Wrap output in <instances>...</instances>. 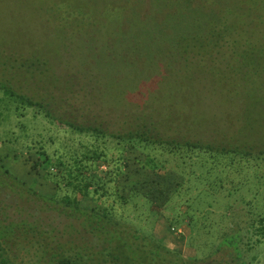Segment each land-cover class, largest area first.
<instances>
[{"label": "trees", "instance_id": "trees-1", "mask_svg": "<svg viewBox=\"0 0 264 264\" xmlns=\"http://www.w3.org/2000/svg\"><path fill=\"white\" fill-rule=\"evenodd\" d=\"M213 33L214 49L229 41L226 27ZM33 60L0 59V142L6 153L0 156V195L6 201L16 196L34 212L23 207L11 216L5 212L10 202L0 196V264H252L245 253L264 242V124L256 128L247 108L240 104L232 117L227 115V125L214 126L215 136L206 140L182 135L176 113L162 116L148 108L125 116L122 129L113 132L99 118L70 116L62 105L65 92L49 96L42 88L38 99L35 80L46 70L44 62ZM40 120L53 134L51 153L41 134L34 138L28 132ZM13 123L20 134L11 132ZM16 155L25 156L31 169L54 186L53 194L12 174L7 159ZM239 190L235 202L248 211L254 206L257 219L231 218L228 230L234 234L225 233L203 260L183 256L167 239L133 225L136 220L142 227L147 212L152 215L147 218L164 217L176 232L203 199ZM225 203L228 211L234 207ZM135 212L141 216L131 217ZM244 230L256 236L254 245L243 239ZM242 243L246 249L240 253L237 244Z\"/></svg>", "mask_w": 264, "mask_h": 264}, {"label": "rangeland", "instance_id": "rangeland-1", "mask_svg": "<svg viewBox=\"0 0 264 264\" xmlns=\"http://www.w3.org/2000/svg\"><path fill=\"white\" fill-rule=\"evenodd\" d=\"M225 27L229 41L223 39L214 49L218 39L213 30ZM29 56L44 62L46 70L44 78L35 80L37 98L42 88L49 96L65 92L62 105L70 116L99 118L113 132L122 129L125 116L142 108L162 116L176 113L181 134L202 140L215 136L214 126L224 128L227 115L232 117L240 104L256 119V128L264 124V0H0V59L15 62ZM14 124L11 132L20 134ZM46 128L44 121H33L28 132L34 138L41 134L51 153L53 134ZM4 147L0 142V156L6 154ZM16 156L7 159L12 174L53 194L54 186L31 169L25 156ZM240 193L203 199L176 232L164 217L147 218L152 216L147 212L142 227L132 223L143 233L167 239L181 255L203 260L225 233L234 234L228 230L231 218L257 219L254 206L248 211L235 202ZM228 200L234 204L229 211L224 208ZM8 201L5 212L11 216L23 207L33 212L16 196ZM242 235L254 245L252 231ZM245 258L264 264V242Z\"/></svg>", "mask_w": 264, "mask_h": 264}, {"label": "flooded vegetation", "instance_id": "flooded-vegetation-1", "mask_svg": "<svg viewBox=\"0 0 264 264\" xmlns=\"http://www.w3.org/2000/svg\"><path fill=\"white\" fill-rule=\"evenodd\" d=\"M237 246H238V251H239L240 253H243V249H244V250L246 249V248H244V244H243V243H242L241 245H238V244H237ZM239 246L241 247V249H240ZM218 256H220L219 253H218ZM208 262L211 263V262H215V261H213V260H212V261H211V260H208Z\"/></svg>", "mask_w": 264, "mask_h": 264}]
</instances>
